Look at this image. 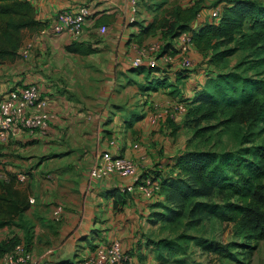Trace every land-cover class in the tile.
Returning a JSON list of instances; mask_svg holds the SVG:
<instances>
[{"label": "crops", "instance_id": "obj_1", "mask_svg": "<svg viewBox=\"0 0 264 264\" xmlns=\"http://www.w3.org/2000/svg\"><path fill=\"white\" fill-rule=\"evenodd\" d=\"M27 1L43 27H50L62 9L86 5L90 10L77 39L69 33L42 35L22 29V45L28 41L33 45L30 56L0 64V99L11 89L36 84L51 115L45 133L20 130L0 141V178L16 175V187L28 198L22 215L32 230L28 250L38 264H78L97 246L118 241L129 264H149L153 253L145 242L153 229L148 220L152 202L134 191L124 194L121 203V189L131 179L114 174L96 181L89 169L98 154L109 151L140 161L142 177L160 179L185 149L189 135H180H185L183 129L173 133L166 125L170 121L153 123L150 117L156 108L191 98L204 73L183 71L181 64L165 75L149 73L146 65L137 69L130 65L138 46L153 42L162 46L160 39L149 36L137 46L133 37L139 23L161 18L164 8L174 4H156L148 16L146 6L138 7L134 0ZM101 27H106L105 33ZM181 40V36L174 39V46ZM74 41L92 52L67 51ZM188 55L202 66L200 53L190 50ZM178 77L184 78L178 81ZM182 116L178 113L171 122L180 124ZM58 207L60 222L53 217ZM11 230L22 236L18 229L3 227L0 239Z\"/></svg>", "mask_w": 264, "mask_h": 264}, {"label": "trees", "instance_id": "obj_2", "mask_svg": "<svg viewBox=\"0 0 264 264\" xmlns=\"http://www.w3.org/2000/svg\"><path fill=\"white\" fill-rule=\"evenodd\" d=\"M141 1H137L138 7H142ZM216 6L219 16L215 19L209 14L204 21L197 18V4L164 8L161 18L139 23V32L133 37L137 45L147 36L157 37L162 42L161 55L177 54L180 46L173 41L187 34L191 40L187 54L196 50L203 57L201 67L207 66L192 97L180 101L187 107L181 123L165 120L170 121L173 133L180 128L189 134L185 149L170 173L160 179L149 176L158 182L159 192L144 197L152 202L148 220L154 228L145 244L159 264H196L188 258L194 247L209 260L214 253L217 259L228 257L243 264L229 252L230 245L210 244L213 237L207 234L214 231L208 228L216 223L232 224L239 237L264 240V4L261 0H228ZM42 27L27 0H0V64L19 57L22 29L38 31ZM66 49L92 52L77 41ZM237 52H241L240 61L229 70H210L219 69ZM199 64L185 70L193 71ZM169 68H150L149 73L165 75ZM6 174L7 179L0 178V228L18 229L22 236L11 230L0 239V258L20 242L29 248L32 233L22 219L28 208L27 195L16 187V175ZM124 194L129 193L121 192V203ZM242 244L238 246L249 249L242 253L249 259L253 247Z\"/></svg>", "mask_w": 264, "mask_h": 264}, {"label": "built area", "instance_id": "obj_3", "mask_svg": "<svg viewBox=\"0 0 264 264\" xmlns=\"http://www.w3.org/2000/svg\"><path fill=\"white\" fill-rule=\"evenodd\" d=\"M134 3V2H133ZM220 8H213L209 13L212 18L219 16ZM90 15L89 7L81 5L77 8L62 9L50 27H43L39 30L42 35H58L69 33L74 39L81 36L87 18ZM134 19L131 18L130 22ZM101 33L106 32V27L100 28ZM182 40L177 54L164 53L154 55L159 47L154 45L143 50L135 58L130 60L132 68H140L146 65L150 68H166L179 60L183 68H189L193 61L187 54L191 45L190 36L181 35ZM33 45L27 42L19 50L22 58L30 56ZM149 55V56H148ZM185 103L177 101L168 103L167 106L156 108L151 114L150 120L153 123L173 120L176 115L186 112ZM50 113L47 110V102L40 96L38 86L29 84L9 90L0 99V141L6 139L7 135L15 136L20 130L30 133H45L49 127ZM111 144H114L111 142ZM141 164L134 159L126 158L123 155H114L109 151H103L97 155L93 165L89 169V175L96 181H103L108 177L118 174L131 179V184L122 187V192L132 193L138 191L145 198H152L159 192V184L149 176L140 175ZM62 208L58 207L54 212V219H61ZM0 264H37L32 253L22 244L16 245L11 251L0 258ZM78 264H129L127 255L123 252L118 241H113L105 246H98L93 254Z\"/></svg>", "mask_w": 264, "mask_h": 264}, {"label": "rangeland", "instance_id": "obj_4", "mask_svg": "<svg viewBox=\"0 0 264 264\" xmlns=\"http://www.w3.org/2000/svg\"><path fill=\"white\" fill-rule=\"evenodd\" d=\"M135 1H138V0H134V2ZM219 1L228 2V0H142L141 3H142V5L146 6L145 9H147V10H146L145 14H147L148 16H149V11L153 10V6L156 4L163 5L164 7H167L169 5L174 4V5H176L178 7H182V8H187V7L192 6L193 4H197V8L199 9V11H198L199 14L197 15V18H199V16H200L201 19H203V18L205 19L208 17L209 13L211 12V10L213 8L218 7L216 5ZM261 2L264 4V0H261ZM149 6H151L150 9H149ZM153 45L155 47L158 44H157V42H153L150 45H142V46L137 45L138 46L137 55L140 54V52L142 53L143 50H147L149 47H152ZM161 50H162L161 45H159V47L156 49V52L154 53V55L155 54L158 55L161 52ZM240 54H241V52H237L234 56H232L230 59H228L226 63L220 65L219 69H218V67H216V68H213L210 70H212L215 73L219 70H229L233 65H235L238 61H240V58H241ZM178 64H179V60L177 62H175L174 64L168 66V67H174L175 65H178ZM205 67L207 69L206 65H204L203 67L198 66V68L195 67L194 69H198L200 72H205V70H206ZM179 69L180 68H178V70ZM194 69H193V71H195ZM144 70L146 73L148 72L147 67H144ZM183 71H186V70H183ZM179 83H178V85H179ZM183 83L184 82H182V84ZM176 102H172V103H176ZM179 102H180V100H179ZM184 113H185V111L183 112V115H184ZM171 121H174V119ZM166 125H169V123H167ZM179 134L183 135L184 137L189 135L186 133L184 135L183 132L182 133L180 132ZM167 139H168V137H167ZM136 140L141 142L139 137H137ZM169 141H170V138H169ZM259 141H261V140H259ZM138 162L141 164L140 161H138ZM0 175H2V174L0 173ZM25 176H26V174H25ZM29 229L32 232L31 228H29ZM208 231H214L212 234H207L209 236V238L213 237V238H211L212 241L210 239V241H211L210 244H215V245L219 244V245H224V246L230 245L229 252L231 254H234L239 260H241L243 262V264H264V240L254 242L250 239H247L244 237H239V236L234 234L235 228L233 227L232 224L216 223L215 225H212L211 228L209 227ZM35 238H36V236H35ZM239 243H243L242 245H244V244L246 245L247 243H249L253 247L252 254H250L249 259L246 258V255H244V254L249 252V249L245 248V247L240 248V246H238ZM19 244H22V243L20 242ZM16 245H18V244H16ZM36 247H37L36 249L39 251L40 250L39 245L38 246L36 245ZM96 248L93 249V252L95 251ZM244 250L246 252H244V254H242ZM28 251H30V253L33 252L31 250H28ZM90 256H88V257H90ZM88 257L82 258L81 260L86 259ZM211 257H212L211 260L207 259L205 254L201 253V250L199 249V247H194V248H191L189 250V257H188L190 259L189 261L195 262L196 264H235L228 257H220L219 259H217L218 256L214 253L211 254ZM33 258L37 262L36 257L33 256ZM149 260H150L149 264H159L158 260L155 259L154 255L153 256L151 255ZM168 264H173V263H168Z\"/></svg>", "mask_w": 264, "mask_h": 264}]
</instances>
